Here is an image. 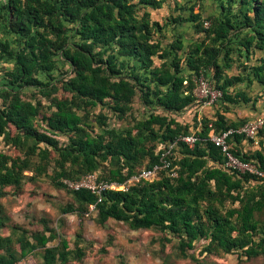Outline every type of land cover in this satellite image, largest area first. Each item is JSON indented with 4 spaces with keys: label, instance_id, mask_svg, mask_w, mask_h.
Here are the masks:
<instances>
[{
    "label": "trees",
    "instance_id": "trees-1",
    "mask_svg": "<svg viewBox=\"0 0 264 264\" xmlns=\"http://www.w3.org/2000/svg\"><path fill=\"white\" fill-rule=\"evenodd\" d=\"M200 1L173 18L191 22L201 34L184 43L179 36L165 40L167 23L151 17L166 0H0V61L12 64L2 69L0 140L17 152L0 151V188L20 187L52 166L51 179L72 198L63 213L85 214L96 203L98 223L114 219L133 230L156 228L167 243H177L182 259L197 260L188 250L200 239L207 241L203 252L264 258V178L225 167L209 141L192 148L181 143L156 178L105 190L99 202L88 189L70 190L61 182L96 173L121 183L159 164V144L192 128L205 137L211 128L220 133L257 118L234 121L224 111L240 103L254 107L261 98L246 89L255 81L264 88V0H216L217 14L194 12ZM232 66L238 73H228ZM200 76L221 96L212 118L196 114L191 125L178 117L202 105L194 94ZM136 95L145 113L117 125L115 119L130 117ZM40 96L49 100L46 108ZM99 105L108 111L95 113ZM242 138L230 135V150L264 171V124L258 149L243 152ZM5 219L0 215V228ZM16 228L0 234V264H17L38 247L45 264L67 259L65 239L48 246L51 235L36 232L30 240L15 235Z\"/></svg>",
    "mask_w": 264,
    "mask_h": 264
},
{
    "label": "rangeland",
    "instance_id": "rangeland-1",
    "mask_svg": "<svg viewBox=\"0 0 264 264\" xmlns=\"http://www.w3.org/2000/svg\"><path fill=\"white\" fill-rule=\"evenodd\" d=\"M3 62L0 61V85L5 72L3 68L7 69L12 65ZM64 70L68 72V65L62 67V71ZM56 94L60 97L63 92L59 90ZM39 98L46 108L49 100L41 96ZM210 106V112L201 113L200 116L213 115L214 104ZM100 107L101 105L95 108L94 112L97 113ZM101 109L108 111L106 108ZM144 113L140 97L136 95L130 117L122 121L115 119V122L117 125H126L132 123L133 116L139 117ZM60 139L63 140L64 137ZM0 151L17 154L3 140H0ZM146 162L147 159L143 164ZM52 173L51 166L47 175L35 180H25L20 187L0 188V215L6 217L0 234L8 235L12 232V226H17L14 234L25 233L30 240H33L32 235L36 232L51 235L48 246L59 245L61 239H65L68 255L63 264H264L263 257L245 259L239 258L236 253L217 255L203 252L202 248L207 243L204 239L196 241L194 247L188 250L197 260L182 259L176 256L177 243H167L164 232L156 228L133 230L122 221L114 219H107L101 224L96 220V209L92 210L90 207L85 214L63 213L62 208L72 202V198L65 188L57 186L51 179ZM26 174L31 175L30 172ZM43 255L44 249L38 247L17 264H45ZM60 262L62 259L57 258L56 264Z\"/></svg>",
    "mask_w": 264,
    "mask_h": 264
},
{
    "label": "built area",
    "instance_id": "built-area-1",
    "mask_svg": "<svg viewBox=\"0 0 264 264\" xmlns=\"http://www.w3.org/2000/svg\"><path fill=\"white\" fill-rule=\"evenodd\" d=\"M204 24L205 26H208L209 22L205 21ZM194 94L198 100L202 101L203 105H211L218 99V97L221 96L220 90L215 89L213 85L203 76H200L197 79ZM263 124L264 117H257L255 119L246 121L238 128H230L220 133H216L211 128L205 137H200L199 135L195 134V132L179 135L174 140L169 141L166 144H159L157 149L163 148L164 150L159 164H155L151 168L142 169L121 183L100 180L96 173L85 174L76 180L62 178L61 182L66 188L70 190L88 189L97 196L96 202H99L101 201V194L105 190H127L131 185L141 180H152L156 178L157 172L160 169L169 168V161L167 160V157L173 155L174 150H177L181 143L185 144L189 148H192L198 141H209L217 146L224 157L225 167L236 170L239 173H249L257 177L264 178V171L259 170L254 163L250 161H244L233 154L227 141V138L230 135L239 133L244 135L246 139L253 140L255 143H257V134L262 128ZM170 175L174 177L177 175V173L175 170H171ZM95 207L96 203L90 205L92 210H95Z\"/></svg>",
    "mask_w": 264,
    "mask_h": 264
},
{
    "label": "crops",
    "instance_id": "crops-1",
    "mask_svg": "<svg viewBox=\"0 0 264 264\" xmlns=\"http://www.w3.org/2000/svg\"><path fill=\"white\" fill-rule=\"evenodd\" d=\"M194 1L195 0H166V2L160 8L151 10V17L153 20L159 21L160 23H167V25L163 27L161 31L165 40L170 41L172 38L179 36L184 41V43H187L193 41L201 35L200 33L194 31V27L191 22L177 23L173 21V18L177 17L182 9L191 5L194 3ZM218 4L219 3L216 0H202L197 4H194V12L201 11L205 14H217L219 11ZM228 73L236 74L238 73V69L236 66H232ZM246 91L249 96H254L261 93V98L254 107L251 103L230 105L229 109L224 111V114L228 119L235 121L240 119H248L255 116L258 117V115L264 114V88L261 86V84L255 81L249 88L246 89ZM209 108L212 109L210 105L202 104L199 106L195 104L187 109V111H185L182 115H180L178 120L184 123H192L194 122L196 114L197 118L199 119L201 113L206 114L207 112H210ZM216 108L217 106L215 105L214 112ZM213 115H208V117L212 118ZM192 132H194V130ZM238 147H240L243 152H250L258 149L259 143L250 142L248 139L242 138V140L238 143Z\"/></svg>",
    "mask_w": 264,
    "mask_h": 264
}]
</instances>
